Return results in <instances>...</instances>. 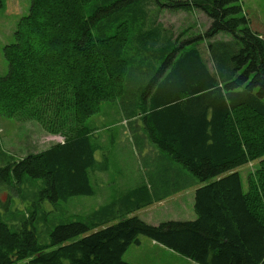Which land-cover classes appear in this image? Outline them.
<instances>
[{"label": "trees", "instance_id": "1", "mask_svg": "<svg viewBox=\"0 0 264 264\" xmlns=\"http://www.w3.org/2000/svg\"><path fill=\"white\" fill-rule=\"evenodd\" d=\"M44 1L31 0L15 41L3 48L8 71L0 76V114L30 108L41 119L60 96L55 124L64 127L68 112L75 124L58 132L63 143L0 166L7 201L41 197L56 205L92 194L100 142L86 120L119 97L124 114L140 110L142 139L202 184L197 218L153 225L130 215L170 191V171L179 172L162 162L149 179L151 194L141 186L124 196L126 214L111 224L103 218L112 210L106 205L83 221L56 224L40 241L39 221L47 220L37 206H27L17 229L0 217V264H129L124 255L140 236L198 264H264V37L251 28L241 1L157 0L160 7H197L210 18L205 32L184 40L155 25L131 34L121 10L138 0H52L43 10ZM113 14L116 32L102 35ZM221 33L230 39L210 40ZM206 39L212 68L198 47ZM255 160L244 191L237 168ZM29 185L36 190L27 191Z\"/></svg>", "mask_w": 264, "mask_h": 264}, {"label": "rangeland", "instance_id": "2", "mask_svg": "<svg viewBox=\"0 0 264 264\" xmlns=\"http://www.w3.org/2000/svg\"><path fill=\"white\" fill-rule=\"evenodd\" d=\"M51 1H44L43 10L47 3L49 5ZM152 1L153 3L147 7L146 11L140 10L141 6L150 4ZM240 1L245 14L250 20L251 28L264 37V0ZM30 2L31 0H0V76H4L8 71V61L4 56L3 48L6 44L15 41L14 31L21 17L28 13ZM155 3L156 5H154ZM165 7L167 6L159 7L157 0L134 1L121 10L123 11L122 19L127 20V23L130 24L131 29H128L131 30V34H138L144 29H153L152 27L156 25L157 10L159 9L161 22L164 24L170 22L173 37L180 35V40L190 39L197 34H201L210 26L211 20L204 14L202 9L194 6L189 10L170 8V10L163 13L161 10ZM41 15L46 22L44 14ZM115 17L116 14H113L110 27L99 28L102 35L103 32L106 35H112L116 32L119 23L118 20H114ZM145 22H147L146 25H144ZM158 28L160 29V27ZM217 39L229 40L230 36L221 33L210 40ZM199 42V50L212 68L213 64L207 46L208 40ZM60 100V96H54L49 110L42 113L41 119H38L36 115L37 110L32 111L30 108L19 111L13 117L0 114V166L6 165L11 158L20 159L22 154L39 151L58 139L64 140L61 137L62 134H58V132L68 130L75 122L72 120V112H68L69 119L65 122L64 127H61V120L58 121L57 119L55 124L57 115L53 109L56 108ZM120 105L121 99L103 101L100 104L99 111L86 120L89 129H92L93 141L100 142V148L96 152L98 169L95 177L91 174V184L94 192L89 195H75L54 205L49 199L39 196L38 199L11 197L8 202V191L0 188V217L10 228H18L22 212L27 211V206L31 209L37 206L38 215L42 218L45 217L47 220L39 221L43 224L41 229L46 237L40 233V241L49 239L48 229L51 230L56 224L77 220L83 221L87 214L102 206L108 205L112 208L107 215L103 216V218H107L105 219L107 221L106 225L115 222L121 215L126 214L125 211H121V201L128 190L132 188V185L137 184V181L131 180L141 177L149 178V175L153 174L154 167L155 170H160L162 162H167V158L153 146L151 141H149L150 145L145 142L141 143L140 138H142V135L138 132L134 134V139L132 138L130 125L133 120H128V122L123 120L128 117L121 111ZM41 112L39 111V113ZM53 127L56 128L54 135L49 132ZM140 132L142 131L140 130ZM137 138H139L138 141ZM143 140L145 139L143 138ZM257 162L255 160L237 168L245 190L248 188L247 175L257 167ZM177 166L182 172L188 174L191 185L197 182L196 178L185 167H182L181 164H177ZM145 183L149 184L151 182L146 181ZM39 185H42V181H39ZM6 188L8 189L7 186ZM35 190L30 185L27 188V191L30 192ZM144 249L145 245H142L140 250L143 251ZM139 254L141 253H136L135 257L139 258Z\"/></svg>", "mask_w": 264, "mask_h": 264}, {"label": "crops", "instance_id": "3", "mask_svg": "<svg viewBox=\"0 0 264 264\" xmlns=\"http://www.w3.org/2000/svg\"><path fill=\"white\" fill-rule=\"evenodd\" d=\"M154 5H156V3ZM168 10H170V7H165L161 11L164 13L165 11H168ZM157 11H158V16L155 21V24H156L155 26H160L162 30H170V22H168L169 24H164L163 22H161L159 18V15L161 14L160 10L158 9ZM122 109L123 107L121 104V111ZM124 115L128 117V118H124L123 119L124 121L128 122V120L129 121L133 120L130 125L132 129L131 130L129 129L130 132L132 131L131 133V136H133L132 138L134 139V134H136L137 132L139 134H142L143 132H140L141 124L139 121L140 110L137 109L134 115L131 113L127 114L126 112ZM61 137L64 138V136L62 135ZM138 139L139 138H137V141ZM63 141L64 140L58 139L54 143H50L49 145L43 147L39 151L48 149L54 144L63 143ZM140 142L141 143L145 142L150 145L148 138L145 140L140 138ZM94 143L97 144L98 142L94 141ZM99 148H100V145H98V149ZM39 151H34L32 153H36ZM96 152H95V156H96ZM27 154L29 153L22 154V157L26 156ZM166 161L167 163L170 164L169 162L170 160L168 158ZM170 165H171L170 166L171 169L173 170L176 169V171L179 172V173H174L170 171V191L168 193H165L163 195L164 196L163 198L150 201L152 203H148L142 206L140 209L135 210L130 215L137 214L144 221L148 222L149 224H153V225H157L167 220H194L197 218V213L194 208L195 196H196V190L202 184L195 182L193 185H191L190 177L188 176V174H185L184 172H182L176 163H172ZM96 172L97 171L91 172L93 177H95ZM149 176H150L149 178L141 177L137 179H132L131 181H137V184L132 185V188L128 190V193L125 196L130 195L132 192L138 191L139 189H141L140 188L141 186H144L146 190H148V193L151 194L150 193L151 187L153 186L150 183L146 184L145 182L146 181L150 182L149 179L154 175L152 174ZM243 189L244 191H247L245 190L244 186H243ZM139 238H140V243L134 244V246L131 245V247L128 248V250L126 251L124 255L125 259L128 261L129 264H198L192 259L178 252H175L171 249H168L165 246L157 243L155 240H152L146 236H140ZM142 245H145V249L143 251L140 250ZM136 253H141L139 254L140 255L139 258L135 257Z\"/></svg>", "mask_w": 264, "mask_h": 264}]
</instances>
